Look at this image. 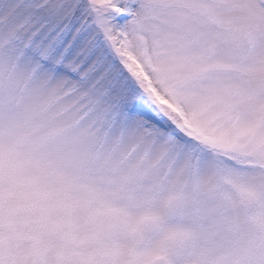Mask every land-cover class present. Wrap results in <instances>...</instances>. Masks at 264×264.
I'll list each match as a JSON object with an SVG mask.
<instances>
[{
	"label": "snow or ice",
	"instance_id": "snow-or-ice-1",
	"mask_svg": "<svg viewBox=\"0 0 264 264\" xmlns=\"http://www.w3.org/2000/svg\"><path fill=\"white\" fill-rule=\"evenodd\" d=\"M0 264H264V0H0Z\"/></svg>",
	"mask_w": 264,
	"mask_h": 264
}]
</instances>
